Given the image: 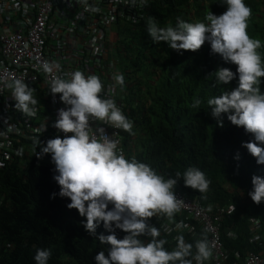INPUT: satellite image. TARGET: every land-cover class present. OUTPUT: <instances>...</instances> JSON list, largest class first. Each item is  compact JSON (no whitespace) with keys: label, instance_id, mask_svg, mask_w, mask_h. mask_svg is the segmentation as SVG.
Returning <instances> with one entry per match:
<instances>
[{"label":"clouds","instance_id":"9594fccd","mask_svg":"<svg viewBox=\"0 0 264 264\" xmlns=\"http://www.w3.org/2000/svg\"><path fill=\"white\" fill-rule=\"evenodd\" d=\"M176 2L177 0L162 1L173 6ZM205 2L206 0H198L200 6L206 4ZM130 3L133 6H144L147 0H130ZM189 3L192 6L193 0ZM218 3L226 5V10L220 15L209 11L204 17L206 22H193L191 19L187 22V18L191 16L186 15L184 18L177 17L174 26L160 27L150 18L146 32L154 43L166 42L169 48L177 52L196 51L207 41L212 53L219 54L226 63L237 66L235 74L226 67H220L215 71L213 75L217 85H227L234 76H238V83L232 90L207 99L206 103L211 109V116L217 119L218 124L222 125L220 118L224 114L233 125L242 126L245 132L252 134L254 141L242 142V146L255 157L257 164H264V92L259 87L262 83L260 78L264 77V61L258 51L262 44L259 39L251 38L246 31L252 9L244 0H218ZM90 10L99 11L96 7H91ZM118 29L119 27L115 28L117 32L115 47L119 42ZM116 54L118 63L114 79L118 83V89L125 96V115L112 98L101 95L103 85L96 75L90 74L85 77L81 71L76 70L67 74V77L57 76L50 82V93L53 95L59 93V100L65 107L57 109L52 127L71 135L61 137L49 129L36 135L28 144L31 148L24 162L21 165L6 166L0 171L14 168L21 172L33 156L32 144L37 158H43L45 154L50 155V163L54 165L53 179L59 186V192L51 196L69 198L70 202L66 207L76 209L80 216L85 217L83 227L86 232L107 246L106 251L101 250L95 255V264H193V261L195 264L204 262L213 264L210 259L212 250L208 234L201 223L190 221L195 226L194 235L183 233L176 237L166 235L161 230L162 225L182 219L178 213L176 214L181 205V199L176 197L173 190L177 179L182 177L185 186L204 193L208 191L210 184L204 172L197 167H189L183 174L177 172L175 177L165 179L148 164L138 162L135 158L124 157L125 133L131 132L133 127V122L126 117L127 89L136 77L146 78L141 73L134 74L132 69L127 73L123 72L120 57L117 52ZM58 67V64H50L48 61L41 65L44 72H50ZM129 76L131 78H128ZM0 83L10 90L15 101V109L22 113L34 115L33 106L37 103L34 124L40 123L43 115L50 117L51 109L42 99V94L46 90L42 84L35 85L36 93L33 94L34 89L22 79ZM200 104V99L196 98L191 106L198 108ZM93 121L102 123L93 127L91 126ZM100 125L124 130L120 134L122 153L118 150L119 141L113 138L114 134L109 136ZM47 133H52L56 137L41 143L39 138ZM251 184L252 190L248 192V196L254 203L259 204L264 201V178L254 175ZM1 192L0 190V206L4 205L2 203L4 194ZM188 197L198 201L197 197ZM198 202L202 205L200 201ZM109 205L111 207H108ZM202 206H209L208 213L212 217L216 215L217 207L225 209L215 224L221 238V223L228 210L218 204ZM156 214H159L160 218L154 219L152 226L148 223V218ZM163 214L168 217L175 215V218L164 219ZM101 224L109 234H97V227ZM117 229L125 233L120 239H117L115 234ZM229 230L233 231L236 237L226 238L237 239L236 232L229 227L224 229V235L226 236ZM262 233L260 222L259 234ZM159 234L172 238V242L176 241L175 248L166 250L164 248L166 241L157 239ZM199 234L205 235L206 239L197 240L194 245L184 241L183 237L194 238ZM141 237L151 239L144 242ZM221 241L223 242L222 238ZM223 246L228 250L230 257L231 251L225 247L224 242ZM193 247L195 253L192 251ZM235 253L238 252L233 253L234 258ZM246 254L239 255L243 257ZM51 255L49 248H36L33 260L35 264H48ZM235 260L232 264H239V260ZM228 263L229 258L225 264Z\"/></svg>","mask_w":264,"mask_h":264},{"label":"trees","instance_id":"16d2710c","mask_svg":"<svg viewBox=\"0 0 264 264\" xmlns=\"http://www.w3.org/2000/svg\"><path fill=\"white\" fill-rule=\"evenodd\" d=\"M189 1L177 0L175 6L159 1L151 3L139 25H119L116 52L123 72L132 69L134 74L141 73L147 79L136 77L127 89L126 117L133 127L125 133L124 157L148 164L165 179L175 177L177 172L183 174L189 167L203 171L210 181L207 192L185 186L182 177L177 179L175 187L181 194L197 197L202 205L218 204L228 210L221 223V238L231 251L228 264H232L236 261L234 252L264 255V201L257 204L248 196L252 176L264 178V164H257L255 157L242 146V142L254 141L252 134L242 126L233 125L224 114L220 118L222 125L218 124L206 103L238 83V76H234L227 85H217L215 71L226 67L235 74L237 66L212 53L207 41L196 51L177 52L166 42L154 43L146 32L150 18L165 27L174 26L177 17L189 15L187 22L190 19L206 22L204 17L209 11L220 15L226 10V5L218 0H206L202 6L198 0H193L192 6ZM244 2L252 9L246 31L251 38L261 41L258 51L264 61V0ZM260 79L259 87L264 92V77ZM196 98L201 104L193 108ZM54 137L47 133L39 140L44 143ZM32 155L21 172L14 168L0 171V190L4 194V205L0 206V264H35L36 248L51 250L48 264H95V255L106 251L107 246L86 232L85 217L66 207L69 198L51 196L59 192V186L53 179L50 155L37 158L33 144ZM163 217L169 219L175 215L163 214ZM251 217L261 222L260 245L250 241ZM228 227L236 232L237 239L226 238L223 231ZM96 232L109 234L102 224ZM115 234L120 239L125 233L117 229ZM183 238L194 245L206 236ZM141 239L147 242L151 238ZM157 239L166 241V250L176 246V241L162 234ZM192 251L195 253V247Z\"/></svg>","mask_w":264,"mask_h":264},{"label":"built area","instance_id":"2783aa9c","mask_svg":"<svg viewBox=\"0 0 264 264\" xmlns=\"http://www.w3.org/2000/svg\"><path fill=\"white\" fill-rule=\"evenodd\" d=\"M158 1L163 0H147L144 6H133L130 0H0V82L22 79L34 89L33 94L36 93L35 85L42 84L46 89L42 99L51 109L50 117L43 115L40 123L34 124L37 103L33 106L34 115L22 113L15 109L10 90L0 83V133H3L0 135V170L13 164L21 165L31 148L29 142L48 129L61 137L71 135L52 127L57 109L65 107L59 100V93H50V82L57 76L67 77L76 70L85 77L96 75L103 85L101 95L112 98L124 114L125 96L114 79L118 63L115 28L120 24L139 25L147 6ZM91 7L99 11H91ZM44 61L59 67L44 72L41 68ZM101 123L93 121L91 126ZM100 126L109 136L114 134L122 153L120 134L124 130ZM173 190L181 199L176 214L182 219L162 225V232L176 237L183 233L194 235L195 226L190 221L201 223L208 234L211 261L225 264L229 252L224 248L215 225L225 209L217 207L216 215L212 217L208 213L209 206H202L197 200L181 194L175 186ZM159 218L160 215L156 214L148 218V223L154 226V219ZM249 225L250 241L260 245L259 220L251 218ZM226 237L234 239L236 235L229 230ZM234 255L239 264H264V256L255 253L243 257L238 253Z\"/></svg>","mask_w":264,"mask_h":264}]
</instances>
